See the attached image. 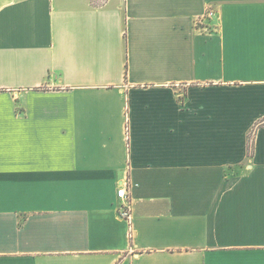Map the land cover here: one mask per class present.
Returning a JSON list of instances; mask_svg holds the SVG:
<instances>
[{"label": "crops", "instance_id": "obj_1", "mask_svg": "<svg viewBox=\"0 0 264 264\" xmlns=\"http://www.w3.org/2000/svg\"><path fill=\"white\" fill-rule=\"evenodd\" d=\"M0 264H264V0H0Z\"/></svg>", "mask_w": 264, "mask_h": 264}, {"label": "built area", "instance_id": "obj_2", "mask_svg": "<svg viewBox=\"0 0 264 264\" xmlns=\"http://www.w3.org/2000/svg\"><path fill=\"white\" fill-rule=\"evenodd\" d=\"M213 14H214L213 11H211V10H207V11H206V14H205V16H204V18H206V17H207V18H210V17L213 16ZM116 195H117V198H118V199H121V200H125V201H126V199H127L126 188H119V189L117 190ZM118 215H119V217H120L121 219H124V220H126V221H129L130 218H131V211H130V208H129L128 206H126V205L120 207V208L118 209Z\"/></svg>", "mask_w": 264, "mask_h": 264}, {"label": "trees", "instance_id": "obj_3", "mask_svg": "<svg viewBox=\"0 0 264 264\" xmlns=\"http://www.w3.org/2000/svg\"><path fill=\"white\" fill-rule=\"evenodd\" d=\"M252 134H253V132L250 134V137H249V141H248V148L252 145ZM252 152H251V150L250 151H248V154H251Z\"/></svg>", "mask_w": 264, "mask_h": 264}]
</instances>
